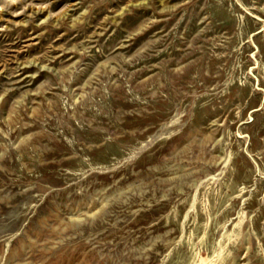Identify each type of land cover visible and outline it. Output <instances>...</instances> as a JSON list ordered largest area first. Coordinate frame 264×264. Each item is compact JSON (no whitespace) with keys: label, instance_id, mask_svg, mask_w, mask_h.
Here are the masks:
<instances>
[{"label":"rangeland","instance_id":"1","mask_svg":"<svg viewBox=\"0 0 264 264\" xmlns=\"http://www.w3.org/2000/svg\"><path fill=\"white\" fill-rule=\"evenodd\" d=\"M202 259L264 264V0H0V264Z\"/></svg>","mask_w":264,"mask_h":264},{"label":"bare ground","instance_id":"2","mask_svg":"<svg viewBox=\"0 0 264 264\" xmlns=\"http://www.w3.org/2000/svg\"><path fill=\"white\" fill-rule=\"evenodd\" d=\"M239 227H240V225H239ZM206 263H207V261H205V260L202 259L198 264H206Z\"/></svg>","mask_w":264,"mask_h":264}]
</instances>
